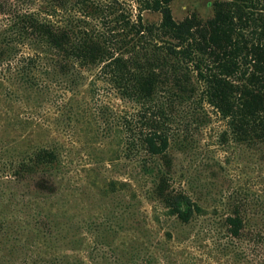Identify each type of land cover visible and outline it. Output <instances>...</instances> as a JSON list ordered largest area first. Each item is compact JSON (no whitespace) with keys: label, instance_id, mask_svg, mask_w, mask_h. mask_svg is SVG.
Returning <instances> with one entry per match:
<instances>
[{"label":"trees","instance_id":"1","mask_svg":"<svg viewBox=\"0 0 264 264\" xmlns=\"http://www.w3.org/2000/svg\"><path fill=\"white\" fill-rule=\"evenodd\" d=\"M130 1L0 0V94L50 93L58 86L76 96L93 75L95 83L104 82L120 99L140 107L137 133L128 122V147H140L150 158L168 159L178 116L193 109L191 118L198 123L204 105L226 121L223 145L264 155V0L216 1L212 18L192 15L180 22L173 16L174 0ZM145 13L159 14L160 22L146 23ZM7 165L16 179L43 176L55 196L67 189L66 183L68 190L74 188L58 144L35 146ZM144 168L155 178L152 199L177 228L204 214L188 194L171 190L170 174L160 164ZM5 217L0 218V248L13 245L16 237L13 222ZM46 219L45 235L61 234L66 247L63 256L48 264H91L94 250H115L113 241L98 235L95 221L80 224L69 217L58 223L53 214ZM109 219L103 230L110 227ZM225 224L232 238L244 237L247 220L239 207ZM37 225L41 235V221ZM165 235L174 238L171 231ZM140 256L135 264L158 260L147 252ZM0 264L16 263L0 256Z\"/></svg>","mask_w":264,"mask_h":264},{"label":"rangeland","instance_id":"2","mask_svg":"<svg viewBox=\"0 0 264 264\" xmlns=\"http://www.w3.org/2000/svg\"><path fill=\"white\" fill-rule=\"evenodd\" d=\"M216 1L222 0H174L173 16L179 22L192 15L206 21L214 16ZM144 20L159 23L161 16L145 13ZM87 79L76 96L58 86L51 94H0V218L13 222L16 235L13 245L1 246L0 256L16 264H48L63 256L61 234L44 233L46 215L53 214L58 223L69 217L80 224L95 221L98 235L113 241L115 250H94L91 264H135L146 252L158 259L154 264H264L263 153L223 145L226 121L204 105L198 123L191 118L193 109L178 116L168 159L150 158L142 148L128 147V122L137 133L140 107L120 99L104 82L95 83L93 75ZM53 144L60 146L65 176L74 186L68 190L66 183L56 196L43 176L16 179L7 167L35 146ZM145 164H160L170 174L171 190L188 194L204 214L177 228L152 199L155 178ZM236 207L247 220L242 239L232 238L225 224ZM105 219L111 224L103 230ZM40 221L43 232L37 235ZM167 231L174 233L173 240Z\"/></svg>","mask_w":264,"mask_h":264}]
</instances>
